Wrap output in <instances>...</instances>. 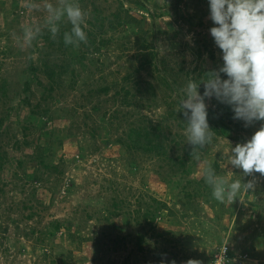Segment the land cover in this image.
<instances>
[{
  "label": "rangeland",
  "instance_id": "obj_1",
  "mask_svg": "<svg viewBox=\"0 0 264 264\" xmlns=\"http://www.w3.org/2000/svg\"><path fill=\"white\" fill-rule=\"evenodd\" d=\"M138 1L78 0L87 13L86 28L93 20V4L113 20V14L121 12V22L115 21L114 28L101 32L93 43L87 41L89 48L81 42L78 48L66 50H87L86 58L83 63L75 60L74 75L70 66L60 87L56 85L51 97L47 96L50 115L29 120L30 105L22 104L4 120L0 151L7 152V157L0 167V264H187L188 260L210 264V256L222 242L232 254L228 264H264V176H245L242 169L228 163L230 147L250 139L262 122L245 126L243 120L232 119L230 136L218 134L208 122L215 136L199 149L200 160H194L192 145L184 135L186 117L183 110L176 111L187 78L195 80L199 72L203 76L223 65L222 52L209 31L214 26L209 0ZM35 2L43 4V0ZM49 2L56 4L57 0ZM22 3L0 0V85L3 82L5 87L4 94L0 90V116L7 104L19 102L24 80L31 82V107L46 95L36 78L47 87L48 77L41 71L36 78L31 76L29 56L36 57L40 66L45 60L58 63L64 56L55 50L56 42L44 45L39 36L31 47L18 42L24 24L39 23L43 30L46 16L42 8L29 11ZM67 23L62 21V27ZM101 38L108 41L101 43ZM147 42L155 48L143 47ZM152 49H158L156 62L171 85L155 73L153 64L146 63L136 75L153 82L155 95L146 90L142 95L133 82L126 83L137 96V103L128 108L135 111V118L143 114L160 126L166 150L170 155H183L184 163L168 164L154 152L129 154L121 142L114 141L128 126L118 110L127 106L118 101L117 83ZM97 67L104 69L102 78ZM103 83L110 84L109 91H96ZM201 84L198 91L203 94ZM214 98H205L207 108L214 106ZM207 115L213 117L208 110ZM113 117L122 121H113ZM39 123L46 129L38 140L47 160L59 164L60 170L40 169L36 180V163L27 159L26 152L34 150ZM22 126H27L30 143L22 142ZM204 160L212 162L218 175L240 178L242 183L253 181L254 189L242 191L230 204L216 201L201 176ZM157 200L165 204L156 216L154 230L163 236L136 220L137 209L141 214ZM113 201L119 205V214L110 213ZM54 219L70 228L53 230ZM140 232L146 238L143 250L135 241Z\"/></svg>",
  "mask_w": 264,
  "mask_h": 264
},
{
  "label": "clouds",
  "instance_id": "obj_2",
  "mask_svg": "<svg viewBox=\"0 0 264 264\" xmlns=\"http://www.w3.org/2000/svg\"><path fill=\"white\" fill-rule=\"evenodd\" d=\"M22 7L29 11L42 8L46 12L43 27L53 39L60 33V25L66 19L71 27L63 32L64 44L78 48L81 42L87 43L84 30L87 13L78 0H57L56 4L43 0L42 5L35 0H23ZM209 8L214 24L209 31L222 52L223 65L199 80L187 78L176 109L183 110L186 117V142L193 146L191 157L200 160L199 149L212 143L215 136L208 124L205 98L215 97L230 105L233 118L243 120L245 126L262 122L250 139L230 147L228 163L242 169L245 176L254 173L264 176V0H209ZM40 35L42 26L39 23H26L18 42L31 47ZM221 73L227 78L222 79ZM201 83L203 94L198 91ZM201 176L211 188L212 197L220 203L227 201L230 204L242 191L248 192L255 187L253 181L242 183L240 178L218 175L209 160L203 161ZM187 264L200 262L188 260Z\"/></svg>",
  "mask_w": 264,
  "mask_h": 264
},
{
  "label": "trees",
  "instance_id": "obj_3",
  "mask_svg": "<svg viewBox=\"0 0 264 264\" xmlns=\"http://www.w3.org/2000/svg\"><path fill=\"white\" fill-rule=\"evenodd\" d=\"M120 5L122 6V3ZM142 6L146 7L144 3H142ZM91 12L93 15V20H89L90 27L84 28L86 30V34L88 38L87 41L90 44L96 40L97 36L101 32H105L109 28H114V26L116 25V22H119V23L121 22V12L119 11L113 14V17L116 20H113L112 18L110 19V17L106 16L103 13L102 8L99 7V5L97 4H93V7L91 8ZM155 13H156L155 11H152L151 16L153 15L155 16L156 15ZM107 19H108V23L106 22ZM70 27L71 25H69L68 23L66 26L62 27V23H61L60 33L57 35L55 39L51 37V34L47 31L46 28L42 30V35H40L39 37H41L44 40V45L46 44V45L53 46V44L56 42L57 46L55 50L58 49L57 51H62V54L64 55L63 57L67 56V58L64 60V58L62 57L61 61L58 63H55V62L49 63L45 60L41 64L42 66H40V64L38 65L36 63V57H34L33 55L28 57L27 69L31 72V76H34L36 78L38 75V72L41 71L45 73L46 76L48 77L49 84L47 87L46 85L42 84V81L39 78H36L38 81L37 83L44 86L43 90L46 93V95H44L41 101L38 100L36 103H33L32 104L33 107H31V100H30V96H31L30 93L32 92L31 82L30 80L22 81L20 94H19L21 95L19 98V102L17 104H11V103L7 104L5 106L3 115L0 116V133L2 131L1 130L2 125L6 117H8L13 110H17L18 106L22 104L30 105V119L29 120H32L31 118L34 119L35 116L37 117V116H42V115H50L49 113L51 112V109L48 106V103L47 104L45 103L47 96L51 97L52 92L53 90H55L56 85L60 87L59 83L61 82V79H63L64 73L68 71V68L70 66H71L70 72L72 76L74 75L75 67L72 65L73 63H75V60L79 63H83L84 59L86 58L87 50L86 51L83 50L81 53L66 52L67 49L73 47L72 45L66 46L63 41V32L70 30ZM101 39H100L101 43H105L106 41H108V40H104L103 38ZM142 45L143 47H146V48H155L151 46V44L148 42L145 44L142 43ZM86 46L87 48H89L90 45L86 44ZM157 51L158 49L157 50L152 49V50H149V52H147L146 54H142L141 55L142 59L139 62L140 67L137 66L135 70L128 71L125 74H123L121 79L117 83L116 95L120 94L118 101L121 105L127 106V108L120 107V109L118 110L120 111L122 117L127 120L128 126L121 133V135H118L115 138L116 140L114 141H117L119 143L121 142L123 148L126 149V151L129 154L135 153L138 150H141L144 153L154 152L160 158L165 159L168 164L170 163L175 164V163H178L179 161H181L179 163H184L183 155L181 154L180 155L178 154L170 155L168 151L166 150V147L161 142V138H160L161 132L159 130L161 129L160 126L157 127V125L152 123L149 119H146V117L143 114H139V116L135 118V114H133V112L135 111L128 108L130 107V105H133V103H137V101L135 100L137 98L136 93H135L136 91H138L139 93L143 95V92L146 90V91H149L150 94H153V96L155 95V92H154L155 87L153 85V82L149 80L141 79L140 78L141 76L139 74L136 75V72H140V68L144 67L146 63L153 64L155 73L159 75V77H161L169 86L171 85V83H169V81L166 79L164 70H160L156 62L157 55H158ZM67 53L69 55H67ZM62 54L60 56H62ZM211 56H213V54H211ZM90 59H91V63H93L94 58L90 57ZM97 61L98 59L97 60L95 59V62ZM99 65H102V63H99ZM97 70L99 71V74L101 73L100 77L102 78L103 77L102 72L104 71V69L97 67ZM207 72L209 71H206L205 74ZM197 77L198 78H196L195 80H199L202 77L200 75V72L198 73ZM57 79H59L58 82H57ZM131 82H133V85H135V88L137 89L135 92H133L129 86ZM126 83H129V84L127 85ZM142 83L145 85H142ZM201 87L203 89V84H201ZM170 88L173 89V87H170ZM109 89H110L109 83L99 84L95 88V90L99 92H107L109 91ZM0 90L2 94L5 93V87H4L3 82L0 85ZM91 91L92 90H90V92ZM93 107L96 108V105H94ZM207 110L211 114H213V117H209L207 115V119H208V122L210 123L211 129L216 130L218 134L230 136V133L228 132L231 129L229 124L230 122H232V119H234L233 118L234 113H233V110H231V106L225 103H221L214 98V106L211 105L209 108H207ZM110 115L112 116L113 114H110ZM112 119H114L113 121L115 120H118L119 122L122 121V119L117 118V117H113ZM26 129H27V126H22V132H23L22 142L30 143L28 139L26 138L27 136ZM36 129L39 130V134L36 137V143L34 145V150H32L31 152H26V157L27 159L31 158L36 163L34 166V170H33L34 171L33 177L34 179L39 180L40 169L57 172L60 170L59 168L60 166L59 164L53 162L52 160H47V154L44 152L43 144H40L38 140V138L41 137V135L45 133L44 131L46 129L45 126L44 125L42 126V124L39 123L38 126L36 125ZM239 136L240 135H238V137ZM18 141L19 140L17 139L16 140L17 147H19V144H20L19 143L20 141L19 142ZM6 157H7V152L0 151V167H1V164L5 161ZM22 162L23 161L20 160L19 164ZM0 190H2L1 187H0ZM191 196L192 195L188 196V198H190ZM164 204L165 203L162 202L161 200H157L156 205L152 209L147 207V209L141 214H140V211L137 209L136 212L138 214V217L136 218V220L138 221V223H140L141 220H143V222H146L148 224V227L152 229V233L156 232V234L163 236L162 234L163 232H157L154 230V225H155L156 216L158 215L160 209L163 207ZM113 205H114V209L110 211V213L119 214V212H116L117 211L116 209L119 207L118 203L116 201L115 202L113 201ZM106 219L110 220L109 216H106ZM111 225L113 226L114 224H111ZM51 227H53V230L55 231L61 230L62 228L64 229L70 228L68 224L66 225L64 222H60L59 219H54L51 224ZM79 231L80 230H78V232ZM51 234L54 235V232L51 231ZM73 235L75 234L73 233ZM135 241H136L137 248L139 250H143L144 242L146 241L145 234L141 232L138 233L137 236L135 237ZM219 245H217V247ZM161 253L163 252H158V255H160Z\"/></svg>",
  "mask_w": 264,
  "mask_h": 264
},
{
  "label": "built area",
  "instance_id": "obj_4",
  "mask_svg": "<svg viewBox=\"0 0 264 264\" xmlns=\"http://www.w3.org/2000/svg\"><path fill=\"white\" fill-rule=\"evenodd\" d=\"M230 258H232L230 247L227 243L222 242L216 248V250H214L212 257L210 259V264H228Z\"/></svg>",
  "mask_w": 264,
  "mask_h": 264
}]
</instances>
